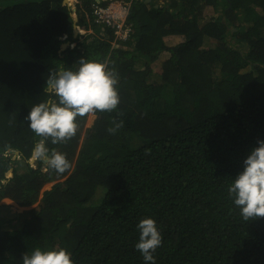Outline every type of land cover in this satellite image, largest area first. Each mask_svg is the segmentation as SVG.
Returning <instances> with one entry per match:
<instances>
[{"label":"trees","instance_id":"trees-1","mask_svg":"<svg viewBox=\"0 0 264 264\" xmlns=\"http://www.w3.org/2000/svg\"><path fill=\"white\" fill-rule=\"evenodd\" d=\"M93 1L76 0V25L95 31L82 37L64 0H0V202L39 201L17 218L0 206V264L37 247L65 248L74 264H144V217L163 238L156 264H264V217L243 220L228 194L264 139V0H134L119 49L113 29L98 36ZM66 40L76 45L62 50ZM82 57L107 62L120 101L90 127V113L77 117L75 135L54 144L25 117L50 98L46 80ZM37 143L69 167H30Z\"/></svg>","mask_w":264,"mask_h":264},{"label":"clouds","instance_id":"clouds-1","mask_svg":"<svg viewBox=\"0 0 264 264\" xmlns=\"http://www.w3.org/2000/svg\"><path fill=\"white\" fill-rule=\"evenodd\" d=\"M74 1L76 4V0ZM102 1L107 4L117 0ZM126 1L133 3L134 0ZM144 1L147 2L148 0ZM94 2L95 0L92 2V8ZM70 3L71 0H64V4L75 11L74 14L72 12L75 22V35L81 34L84 37L91 34V32H95L76 25L78 21L77 5L73 7ZM148 3L154 2L149 0ZM155 6L163 7L159 4H155ZM126 24L131 29L127 39L115 42V34H113V43L118 49L126 48L124 44L132 35L133 26L129 21V15ZM77 28L79 33L76 34ZM106 29L114 30L112 27L100 26L98 35L106 36ZM66 37L63 36L62 39H66ZM64 44H66L64 49L76 45L75 42L71 43L67 40L62 46ZM77 64L78 67L75 70L60 69L46 80L47 88L45 90L49 92L50 98L32 106L25 117L28 127L38 137L51 138L54 144L75 135L78 127L77 117L95 111L110 112L116 109L120 101L115 87L117 79L114 73L108 70L107 62L82 57ZM51 97H55V99ZM11 153L13 159L18 161L23 159L18 150H8L6 155ZM35 160H37V164L34 162ZM39 160L44 163L42 169L44 166H49L62 173L69 167V162L64 154L60 152L50 154L44 143L35 145L32 156L26 162L29 163L30 167L37 168ZM45 162L47 165H45ZM228 194L232 198L233 204L239 208L243 220L249 221L264 217V139L258 140L257 145L251 148L244 158L242 170L234 176L228 187ZM136 228L139 232V238L135 244V249L142 255L144 264H156L153 253L162 244L163 238L155 219L144 217L139 220ZM21 264H74V261L65 248L42 249L37 247L31 250L30 253L22 255Z\"/></svg>","mask_w":264,"mask_h":264},{"label":"built area","instance_id":"built-area-1","mask_svg":"<svg viewBox=\"0 0 264 264\" xmlns=\"http://www.w3.org/2000/svg\"><path fill=\"white\" fill-rule=\"evenodd\" d=\"M131 1L117 0L116 2L103 3L95 0L93 4L94 21L100 26L114 28L115 42L127 39L130 27L126 24L127 16L131 10Z\"/></svg>","mask_w":264,"mask_h":264},{"label":"rangeland","instance_id":"rangeland-1","mask_svg":"<svg viewBox=\"0 0 264 264\" xmlns=\"http://www.w3.org/2000/svg\"><path fill=\"white\" fill-rule=\"evenodd\" d=\"M155 4H159L160 6H171V2L172 0H152ZM73 7L76 5L75 4V1L74 0H71V3H70ZM72 7V8H73ZM76 7V6H75ZM202 7V6H201ZM180 9V7L176 8V10ZM173 10V9H172ZM202 11L204 12V15L208 16L212 13H215V8H213L212 6H206V7H202ZM73 14L75 13V11L73 10L72 11ZM76 15V14H75ZM74 15V16H75ZM76 17V16H75ZM233 30L235 27H231ZM79 33V30L77 28L76 30V34ZM100 36V35H98ZM230 36V35H229ZM176 42V40H172L171 41V44H174ZM165 56V54H164ZM95 119H96V115L94 113H90L89 114V117L87 119V122H86V127H90L94 124L95 122ZM36 164H37V160L34 161ZM45 165L46 162H45ZM37 166V165H36ZM43 170H47V167L44 166L43 167ZM7 177H11L12 176V169H9L7 171V174H6ZM57 181H51V182H48L47 184L44 185L43 189L41 190V195L40 197L42 196L43 192L46 191V190H49L53 187V185L56 183ZM38 204H39V201H37L35 204L31 205V206H20L18 205L15 201H13L12 199L10 198H4L3 200H1L0 202V206H1V209H2V213L3 215H8V216H13L14 218H17L19 217V215H21L24 211H27V210H31L33 208H37L38 207ZM38 211V210H37ZM7 216V217H8ZM14 226V225H13Z\"/></svg>","mask_w":264,"mask_h":264},{"label":"water","instance_id":"water-1","mask_svg":"<svg viewBox=\"0 0 264 264\" xmlns=\"http://www.w3.org/2000/svg\"><path fill=\"white\" fill-rule=\"evenodd\" d=\"M148 1H149V0H148ZM148 1H147V2H148ZM234 30H235V28H234ZM65 47H66V44H64V45L62 46L63 49H64Z\"/></svg>","mask_w":264,"mask_h":264}]
</instances>
